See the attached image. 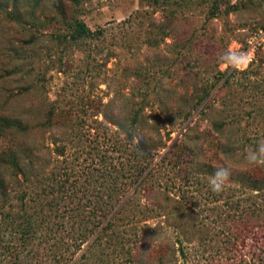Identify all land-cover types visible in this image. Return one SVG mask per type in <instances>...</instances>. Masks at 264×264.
Instances as JSON below:
<instances>
[{
    "label": "rangeland",
    "instance_id": "1",
    "mask_svg": "<svg viewBox=\"0 0 264 264\" xmlns=\"http://www.w3.org/2000/svg\"><path fill=\"white\" fill-rule=\"evenodd\" d=\"M228 1L233 9L214 17L211 0L2 1L0 118L26 130L0 136V155L14 148L25 174L33 162L34 175L65 187L71 208L102 201L117 213L97 245L77 252V264H133L129 251L137 253V264H159L151 249L163 243L170 252L162 249L168 254L162 264H174L176 238L191 239L184 246L203 257L229 249L226 194L212 190L211 176L196 181L195 166L178 172L161 160L178 139L203 163L243 170L264 164L244 159L264 141V0ZM75 21L93 36L72 41ZM253 36L258 46L248 44ZM132 110L138 113L133 145L167 146L151 153L152 166L161 160L162 167L140 186L146 171L135 169L133 149L110 124H130ZM0 176L11 185L4 212L18 211L14 194L27 190L25 204L35 206L29 201L38 199L37 182L1 165ZM175 218L180 226H172ZM256 247L246 240L237 255L249 260ZM3 259L13 264L0 248Z\"/></svg>",
    "mask_w": 264,
    "mask_h": 264
},
{
    "label": "trees",
    "instance_id": "2",
    "mask_svg": "<svg viewBox=\"0 0 264 264\" xmlns=\"http://www.w3.org/2000/svg\"><path fill=\"white\" fill-rule=\"evenodd\" d=\"M2 1L0 0L1 11L5 9L2 5L5 3ZM229 9H233L229 1L211 0L209 15L214 17L217 13H224ZM7 16L13 20L17 18L11 13H8ZM92 36L93 32L84 23L80 21L73 23L70 33L72 41L91 38ZM132 111L130 124L126 121L111 122L110 124L116 127L119 134L125 136L128 146L133 149L132 154L135 159L137 158L135 169L142 168L143 172L146 171L137 186L145 185L148 178L159 170L158 167H162L161 160L163 161L166 158L170 166L169 170L176 169L181 172L195 166L193 168L195 172H192V174L195 175L196 181L204 174L212 176L221 167L229 168L231 173L222 190L226 194L224 217L229 222V228L231 227L229 237L224 239L225 244L229 245V249L222 251L219 255L208 253L209 255L203 257V255L198 253H191L184 246V243H189L191 239L187 241L186 238L181 241L176 238L175 242L179 244V258L175 260L174 264H200L201 262L203 264H264V164L262 167L243 170L241 168L233 169L230 165L224 166L222 161L203 163V161H198V152L194 148L178 139L173 140L168 148L166 143L164 144L161 141L158 146L153 143L150 145L144 144V146L133 145L135 133L132 128L138 121V113L134 110ZM215 128L218 131L221 130L219 126H215ZM21 130H26V127L19 125L17 121L13 122L7 118H0L1 137L5 132H21ZM168 140H170L169 137ZM158 148L161 150L167 148V150L159 161L160 164L159 162L155 163L153 167L154 156L151 153L157 151ZM14 150V148L7 149L0 155V165L11 167L25 181L30 180L32 184L37 182V187L40 189H38V199H30L29 201V204L32 203L35 206L25 204L26 198L30 195L27 190L23 193L14 194L13 199L20 202L18 211L14 213L12 212V207H9L11 212H4L6 203L11 199L9 192L11 185L0 176V234L6 235H0V248L5 250L13 259V264H77L74 261L75 256L83 245H87V250L89 251V249L98 244L101 235L114 228L115 215L117 213H112L114 210L112 203L97 201L93 208L88 207V209L84 210L85 207L82 208L83 206H81L79 211L78 208L69 207V204L65 203V201H70V197L65 195L67 192L65 187H58L56 181L54 183L53 181L51 182L53 180L52 177L49 181V179L39 178V174L38 176L34 175L37 173L33 171V162L28 163L30 173L25 174L24 165L22 164L24 159L20 157L19 153H15ZM260 170H263L261 171L263 173L257 172ZM54 179L56 178L54 177ZM134 179L135 182L137 178L134 177ZM97 189V199L102 200L99 195L103 194V192H100L99 188ZM59 194L61 197L58 196ZM113 194L118 195L119 191L115 190ZM110 196L112 195H109L108 198ZM124 207L125 203L119 206L117 209L118 213ZM167 210L170 212L169 208ZM230 210L236 215L232 216L229 213ZM110 214L112 217H110ZM171 215L172 217L178 216V212L171 213ZM143 218V220H146L148 217L143 216ZM178 224L179 219L175 218L172 226H180ZM3 238L7 239L4 240ZM90 238L92 239L89 240ZM249 239L257 246L256 249L258 251H255L251 259L247 260L240 258L236 249ZM115 241L116 239L112 243L114 248L120 243V238L116 245ZM165 248L167 252H170L168 243L155 245L151 249L157 255L155 261L159 264H162V261L168 257V254L166 256L160 254L162 249ZM128 253L129 262L137 264L139 262L137 253H131L130 251ZM170 258H173V256H170ZM3 260L0 264L5 262V259Z\"/></svg>",
    "mask_w": 264,
    "mask_h": 264
},
{
    "label": "clouds",
    "instance_id": "3",
    "mask_svg": "<svg viewBox=\"0 0 264 264\" xmlns=\"http://www.w3.org/2000/svg\"><path fill=\"white\" fill-rule=\"evenodd\" d=\"M244 159L248 164L264 162V141L260 142L256 148H250L245 154ZM230 174L229 168H218L209 178V185L212 190L215 192L222 191Z\"/></svg>",
    "mask_w": 264,
    "mask_h": 264
},
{
    "label": "built area",
    "instance_id": "4",
    "mask_svg": "<svg viewBox=\"0 0 264 264\" xmlns=\"http://www.w3.org/2000/svg\"><path fill=\"white\" fill-rule=\"evenodd\" d=\"M258 38H256V37H251V39H250V41L248 42V44H250L251 45V43H253V44H255V45H259L260 44V42H258V40H257ZM253 48H256L255 46H253ZM253 50V49H252ZM252 50H250V51H252Z\"/></svg>",
    "mask_w": 264,
    "mask_h": 264
}]
</instances>
